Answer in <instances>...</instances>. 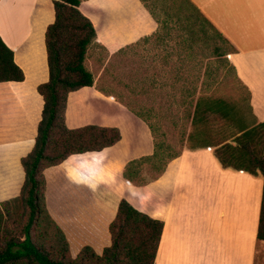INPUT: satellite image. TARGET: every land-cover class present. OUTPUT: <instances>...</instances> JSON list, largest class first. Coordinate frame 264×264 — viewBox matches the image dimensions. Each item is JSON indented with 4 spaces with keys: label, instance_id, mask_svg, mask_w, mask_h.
Returning a JSON list of instances; mask_svg holds the SVG:
<instances>
[{
    "label": "crops",
    "instance_id": "0c3cea01",
    "mask_svg": "<svg viewBox=\"0 0 264 264\" xmlns=\"http://www.w3.org/2000/svg\"><path fill=\"white\" fill-rule=\"evenodd\" d=\"M189 1L229 40L232 48L224 56L248 92L251 125L264 122V0ZM78 8L109 54L145 43L141 51L148 59L153 46L156 65H173L195 63L197 48L205 49V42L186 36L185 20L176 18L183 11L156 10L157 22L140 0H81ZM53 19L51 0H0V37L24 73L21 82H0V202L16 197L24 181L20 159L35 141L42 109L36 87L48 78L44 32ZM90 88L69 93L68 127L86 123L80 97ZM89 101L91 120L99 123L101 109L108 111L121 134L101 150V176L85 181L83 169L75 165L70 173L67 161L81 154L44 171L45 206L72 255L83 246L99 253L110 244L108 225L124 198L163 221L155 264H256L257 252L264 249V241L256 238L263 184L259 171L221 166L215 142H203L185 145L155 180L128 184L122 177L124 165L153 152L151 131L123 106L99 97Z\"/></svg>",
    "mask_w": 264,
    "mask_h": 264
},
{
    "label": "trees",
    "instance_id": "16d2710c",
    "mask_svg": "<svg viewBox=\"0 0 264 264\" xmlns=\"http://www.w3.org/2000/svg\"><path fill=\"white\" fill-rule=\"evenodd\" d=\"M51 1L54 19L44 32L48 78L36 87L42 109L34 145L20 159L24 181L19 194L0 202V264H155L163 221L137 210L126 199H120L108 225L110 244L99 253L83 246L72 255L64 233L46 209L44 171L47 168L59 165L73 154L99 152L121 138L116 121L109 120L112 114L108 111L100 112L99 123L85 119L86 123L78 127L67 126L69 93L92 87L94 83L93 74L85 65L87 53L96 46L104 47L96 41L91 20L78 8L81 0ZM140 1L157 22L156 10L183 11L184 15L176 18L185 20L181 25L188 29L189 39L205 42V46L209 39L226 44L227 49L215 46L214 54L224 56L231 50L229 40L189 0ZM226 63L234 72V67ZM23 80L24 73L14 61L13 50L0 37V82ZM187 104L191 108L188 120L193 128L187 134L190 142L195 139L203 144L207 142L203 132L213 126H227L228 132L220 135L214 145V155L221 166L261 173L263 184L256 238L264 241V122L251 126L239 122L234 106L220 98L197 96ZM127 108L147 123L140 113ZM147 125L153 137V152L128 160L122 171L124 181L134 186L158 178L167 163L180 153L165 157L166 147L156 141L151 126ZM146 166L148 174L154 171L148 178L142 176V168Z\"/></svg>",
    "mask_w": 264,
    "mask_h": 264
},
{
    "label": "rangeland",
    "instance_id": "374dc122",
    "mask_svg": "<svg viewBox=\"0 0 264 264\" xmlns=\"http://www.w3.org/2000/svg\"><path fill=\"white\" fill-rule=\"evenodd\" d=\"M142 44L146 45L138 43L120 48L112 54L105 47L96 46L88 51L85 65L92 72L94 83L80 97L87 121L91 120L94 112L90 98L99 97L101 101L114 103L121 109L123 106L129 110L128 106L140 113L151 126L156 141L166 147L165 157L180 152L185 145L197 143L195 139L192 142L187 139V134L193 130L188 120L191 108L187 103L197 96L220 98L228 102L236 109L239 122L244 121L251 126L246 88L226 63L227 58L212 52L215 46L227 49L225 43L209 39L205 49L203 46L197 48L196 54L200 56L195 63L173 65H156V49L153 46L148 49V59L146 52L141 51ZM172 71L174 78H171ZM229 129L227 126H213L202 135L207 136V142H216ZM196 130L197 133L199 128ZM103 158V151H91L71 157L67 164L70 173H73L74 165L78 166L83 169L85 181L92 182L102 174ZM142 169L144 178L154 174V171L150 174L146 172L147 166ZM53 199L56 201L55 196ZM256 264H264V249L257 252Z\"/></svg>",
    "mask_w": 264,
    "mask_h": 264
}]
</instances>
